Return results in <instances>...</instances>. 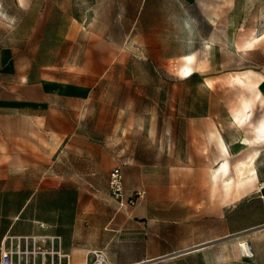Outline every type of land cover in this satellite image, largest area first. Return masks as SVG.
I'll list each match as a JSON object with an SVG mask.
<instances>
[{
  "label": "rangeland",
  "instance_id": "1",
  "mask_svg": "<svg viewBox=\"0 0 264 264\" xmlns=\"http://www.w3.org/2000/svg\"><path fill=\"white\" fill-rule=\"evenodd\" d=\"M0 3V48H11L25 82V187L58 158L67 190L81 185L89 202L120 206L107 190L119 167L133 202L123 204L149 207L153 218L163 206L224 204L220 189L255 219L261 199L235 198L264 187V0ZM189 53L194 73L183 78ZM193 171L203 193L195 201L180 196ZM255 246L264 261V240ZM251 252L242 259L253 264Z\"/></svg>",
  "mask_w": 264,
  "mask_h": 264
},
{
  "label": "crops",
  "instance_id": "2",
  "mask_svg": "<svg viewBox=\"0 0 264 264\" xmlns=\"http://www.w3.org/2000/svg\"><path fill=\"white\" fill-rule=\"evenodd\" d=\"M11 54V48H0V245L9 239L20 242V246L32 242L18 264L40 263L39 254L42 264H91L94 252L102 253L104 264H251L242 259L241 241L250 244L253 264H264L255 246V240H264V187L235 198L261 199L260 211L250 221L244 201L227 205L235 195L220 189L217 196L225 199L224 204L163 206L160 216L154 218L149 207L141 210L89 202L88 190L81 185L74 191L67 190L68 174L66 170L57 171L58 158L50 160L46 171L42 175L38 172L31 186L25 187L21 152L25 82L23 71L14 69ZM256 171L257 176L264 174L259 167ZM184 181L187 188L181 190V197L195 201L203 196L198 172L193 171ZM125 187L124 178L126 193ZM69 193H73L74 203L58 201L66 194L71 197ZM39 240L46 246H40Z\"/></svg>",
  "mask_w": 264,
  "mask_h": 264
},
{
  "label": "built area",
  "instance_id": "3",
  "mask_svg": "<svg viewBox=\"0 0 264 264\" xmlns=\"http://www.w3.org/2000/svg\"><path fill=\"white\" fill-rule=\"evenodd\" d=\"M107 190L109 195L119 202L120 206H123V203H126V201L130 204L133 203L132 200L129 199L130 197H125L123 173L119 167H113L110 170L107 181ZM25 253H27V250L25 248L20 249V244L14 246L12 241L9 244L4 243L3 241L0 245V264H15V262L18 264L21 260L20 255H25ZM94 254L95 259L93 262H91V264H104V256L102 255V253L94 252ZM37 264H42V262ZM145 264L153 263L145 262Z\"/></svg>",
  "mask_w": 264,
  "mask_h": 264
},
{
  "label": "bare ground",
  "instance_id": "4",
  "mask_svg": "<svg viewBox=\"0 0 264 264\" xmlns=\"http://www.w3.org/2000/svg\"><path fill=\"white\" fill-rule=\"evenodd\" d=\"M182 59H183V63L178 70V74H179V76H181L183 78H187L194 73L193 63L195 60V54H190V53L186 54V55L182 56ZM210 138L213 139L216 143V146H217L218 151H219L218 158L220 159V161H225L230 156V153H229V150H228L222 136L220 135V133H218L216 131H212V132H210ZM238 246H239L240 253H242V255L244 257H251L252 256L251 249L247 243H245L244 241H241V242H239ZM140 264H145V262H142Z\"/></svg>",
  "mask_w": 264,
  "mask_h": 264
},
{
  "label": "clouds",
  "instance_id": "5",
  "mask_svg": "<svg viewBox=\"0 0 264 264\" xmlns=\"http://www.w3.org/2000/svg\"><path fill=\"white\" fill-rule=\"evenodd\" d=\"M21 3H23V0H21ZM4 14L2 12H0V16H3Z\"/></svg>",
  "mask_w": 264,
  "mask_h": 264
}]
</instances>
